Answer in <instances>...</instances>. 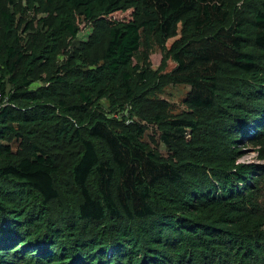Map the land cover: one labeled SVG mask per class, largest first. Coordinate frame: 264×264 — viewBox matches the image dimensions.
I'll list each match as a JSON object with an SVG mask.
<instances>
[{"label":"trees","instance_id":"1","mask_svg":"<svg viewBox=\"0 0 264 264\" xmlns=\"http://www.w3.org/2000/svg\"><path fill=\"white\" fill-rule=\"evenodd\" d=\"M49 1L55 19L29 50L17 48L15 17L1 10L0 264H219L222 256L264 264L256 195L264 169L238 162L244 140L264 151V0L230 20L225 0ZM89 21L106 31L102 62L79 71L74 88L58 76L31 89L37 63ZM142 29L166 52L154 76L131 65ZM134 74L189 86L183 101L194 116L152 114L168 156L150 148L136 121L111 115L121 103L110 111L98 103L130 94ZM10 138L26 141L28 153L14 155ZM49 143L74 154L77 208L58 216Z\"/></svg>","mask_w":264,"mask_h":264},{"label":"rangeland","instance_id":"2","mask_svg":"<svg viewBox=\"0 0 264 264\" xmlns=\"http://www.w3.org/2000/svg\"><path fill=\"white\" fill-rule=\"evenodd\" d=\"M258 0H225L226 8L231 18L248 15ZM54 3L49 0H0V41L4 33L1 10L11 12L15 17L14 28L11 37H16L17 48L24 50L39 41L48 23L55 19ZM213 27L209 29L211 31ZM193 36L198 33L191 32ZM106 41V31L103 25L95 21L81 22L80 29L75 36L66 35L57 44V51L53 59L38 62L34 69V81L31 89L49 87L50 77L62 76L67 83L74 85L79 81V71L93 69L102 62V52ZM163 41L152 30L141 31V43L131 60V65L137 67L142 73L148 72L154 76L155 71L161 69L165 59ZM145 71V72H144ZM222 83V82H221ZM67 84V85H68ZM146 84L147 90L139 93V88ZM9 87V86H8ZM117 88H114V90ZM189 86L187 83H178L170 76H156L154 82L144 81L142 74H134L131 82V92L123 91L120 96L110 93L98 100V103L106 110H111L114 102L121 103L116 110L110 112L114 116H123L127 123L136 121L143 129V138L150 148L158 154L168 156L171 153V145L164 138L158 124L152 121L153 113H160L168 119L192 117V111L184 103ZM59 90L65 96L76 101L77 93L70 91L69 86L62 84ZM133 96L131 98L130 96ZM186 137H189L185 133ZM8 143L14 155L28 153L27 142L22 139L10 138ZM241 143L238 162L254 165L260 171L264 169V151L253 143ZM245 145V146H244ZM48 150L54 155L58 171L54 174L55 185L59 190V199L53 201L52 215L58 216L63 208L75 210L78 204V196L72 180L71 162L74 154L66 150L61 144L49 143ZM256 191L257 201L264 209V178L258 184ZM219 264H238L234 258L229 261L219 258ZM250 264V263H248Z\"/></svg>","mask_w":264,"mask_h":264},{"label":"built area","instance_id":"3","mask_svg":"<svg viewBox=\"0 0 264 264\" xmlns=\"http://www.w3.org/2000/svg\"><path fill=\"white\" fill-rule=\"evenodd\" d=\"M1 97H2V96H1V93H0V99H1Z\"/></svg>","mask_w":264,"mask_h":264}]
</instances>
